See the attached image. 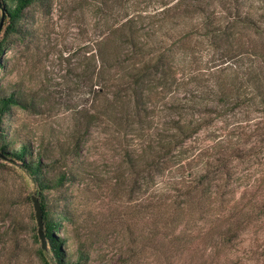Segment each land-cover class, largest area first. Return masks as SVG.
<instances>
[{"label":"rangeland","instance_id":"374dc122","mask_svg":"<svg viewBox=\"0 0 264 264\" xmlns=\"http://www.w3.org/2000/svg\"><path fill=\"white\" fill-rule=\"evenodd\" d=\"M101 1L36 0L14 31L6 33L7 21L0 33V84L23 103L0 118V142L11 149L28 141L44 161L43 178L56 183L68 176L40 195L19 160L0 156V264H45L41 249L56 264L50 242L43 248L38 235L33 194L57 223L68 257L83 256V264H264L263 193L239 187L227 195L233 206L222 218H249L223 237L203 219L202 206L191 211L181 196L188 172L201 168L207 134L174 150L159 170L127 162L128 154L156 146L171 96L185 93L153 88L147 118L136 115L134 97L114 105L97 92L117 74L97 56L109 45ZM160 3L135 0L133 11L147 17ZM181 56L179 64L188 58L194 66L200 53Z\"/></svg>","mask_w":264,"mask_h":264},{"label":"trees","instance_id":"16d2710c","mask_svg":"<svg viewBox=\"0 0 264 264\" xmlns=\"http://www.w3.org/2000/svg\"><path fill=\"white\" fill-rule=\"evenodd\" d=\"M34 1L0 0V20L4 13V26L9 21L6 33L14 31ZM104 1L98 9L109 25V45L97 56L117 74L97 92L109 94L114 105L134 97L136 115L147 118L146 99L155 96L153 88L160 93H185L182 98L171 96L166 109L170 117L157 131L156 146L134 157L128 154L127 162L132 167L144 163L148 169L159 170L174 150L198 134H207L198 155L201 168L188 172L192 178L186 179L187 191L181 196L191 211L204 208L203 219L219 229L217 235L231 234L232 224L248 219L249 214L242 213L237 221L236 215L230 216L229 223L222 218L233 206L227 195L239 187H253L264 194V0H172V4L159 0L160 6L147 17L143 10L133 11L135 0ZM2 54L0 44V63ZM182 54L195 57L194 66L188 58L179 64ZM21 104L17 91L8 92L0 84V118ZM0 154L21 162L37 180L40 195L43 189L68 179L66 174L56 183L43 178L44 161L28 141L11 149L0 142ZM41 206L52 259L56 264H83V256L68 257L63 240L56 236L57 223L50 219L45 204ZM41 253L47 258L45 264H51L46 252L41 249Z\"/></svg>","mask_w":264,"mask_h":264},{"label":"water","instance_id":"95a60500","mask_svg":"<svg viewBox=\"0 0 264 264\" xmlns=\"http://www.w3.org/2000/svg\"><path fill=\"white\" fill-rule=\"evenodd\" d=\"M4 22H5V14H2L1 20H0V33L4 27ZM1 156V154H0ZM32 200H33V204H34V208H35V212H36V218H37V222H38V235L42 241V247L46 248V238L44 235V219H43V210H42V206H41V202L38 198L37 195L33 194L32 195Z\"/></svg>","mask_w":264,"mask_h":264}]
</instances>
